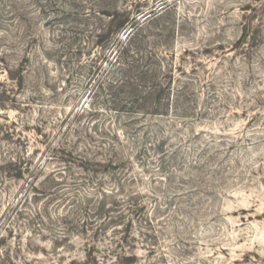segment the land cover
<instances>
[{"label": "rangeland", "instance_id": "1", "mask_svg": "<svg viewBox=\"0 0 264 264\" xmlns=\"http://www.w3.org/2000/svg\"><path fill=\"white\" fill-rule=\"evenodd\" d=\"M0 264H264V0H0Z\"/></svg>", "mask_w": 264, "mask_h": 264}, {"label": "trees", "instance_id": "2", "mask_svg": "<svg viewBox=\"0 0 264 264\" xmlns=\"http://www.w3.org/2000/svg\"><path fill=\"white\" fill-rule=\"evenodd\" d=\"M95 250H96V248H90V250H89V252L87 253V257H88V255L90 254V256H91V254H94L95 253ZM130 257L131 256H129V257H127V258H125V259H130ZM119 259V258H118Z\"/></svg>", "mask_w": 264, "mask_h": 264}]
</instances>
